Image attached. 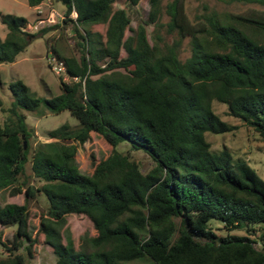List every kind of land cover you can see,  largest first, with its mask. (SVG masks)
<instances>
[{"label":"trees","instance_id":"16d2710c","mask_svg":"<svg viewBox=\"0 0 264 264\" xmlns=\"http://www.w3.org/2000/svg\"><path fill=\"white\" fill-rule=\"evenodd\" d=\"M42 1L26 0L31 7ZM59 1L79 56H65L47 42L71 78L59 74L60 93L53 97L33 96L21 80L9 84L13 101L0 121V191H23L24 202L0 204V225H15L10 244L2 243L0 264H26L33 257L27 202L36 193L47 203L38 230L56 264H264V179L225 147L211 151L205 138L234 128L215 113L216 100L264 142V10L210 12L191 21L185 0H171L166 31L178 38L169 44L158 33L160 0H149L148 17L135 29L117 0ZM228 1L264 8V0ZM0 21L7 29L0 36V63L12 62L37 32L25 29L23 16L0 12ZM151 24L153 44L146 31ZM182 37L190 45L184 59ZM41 103L52 113L67 109L78 125L48 130L51 140L37 142L30 153L32 128L24 111H38ZM92 134L109 152L97 162L91 157L84 173L77 145ZM123 142L127 151L117 148ZM131 150L152 160L148 171ZM28 162L41 182L37 187L28 181ZM67 214L85 215L95 234L76 245ZM212 219L224 234L215 232Z\"/></svg>","mask_w":264,"mask_h":264},{"label":"rangeland","instance_id":"374dc122","mask_svg":"<svg viewBox=\"0 0 264 264\" xmlns=\"http://www.w3.org/2000/svg\"><path fill=\"white\" fill-rule=\"evenodd\" d=\"M171 0H160L161 15L159 21L163 26L158 27V33L162 38L161 42L172 43L178 38L176 32L168 33L166 23L169 19L165 13V6ZM117 6L123 7L130 17L131 28H136L139 23L148 17L150 11L149 0H139L137 4L132 5L124 0H117ZM185 13L191 21H203L204 15L215 12L220 16L226 14H246L252 15L255 12L264 10L257 4H248L241 2H230L228 0H185ZM41 10V12H38ZM65 10L64 5L59 0H43L37 6H29L26 0H0V12L12 13L27 18L28 24L25 29L28 32H37L28 43L26 48L16 55L12 62L0 63V121H4L7 109L13 101L9 84L21 80L29 89L30 94L40 98H50L60 93L59 74L55 73L49 66L48 60L51 52L47 51V42L54 44L55 47L65 56H79V51L75 46L73 31L68 25L63 24V17L55 14V22L49 23L47 18L51 11L58 12L62 16ZM39 20H43L39 23ZM36 26V27H35ZM154 25H147L148 41L153 44L156 40L153 34ZM7 29L0 21V36L3 38ZM130 30L125 31V35L130 34ZM190 53L189 38L180 39L179 56L186 58ZM65 81L71 78L63 77ZM215 113L226 123L234 128L222 133L206 132L205 138L211 144V151L219 152L224 147L230 152L234 160H244L252 166L258 175L264 179V142L250 127L246 126L238 118L232 117L227 113L225 104L213 101ZM26 122L32 128V134L27 139L26 146H29L30 153L37 142L50 141L46 137V132L56 128L63 123H68L72 127L78 125V120L72 116L67 109L58 113L49 112L43 103L40 104L38 111H24ZM71 142V141H70ZM122 151H127L130 146L128 143H120L117 147ZM109 152V146L96 134L82 144L77 145L75 155L76 163L81 172L89 173L91 170V157L94 162L99 161ZM130 155L135 159L143 172L148 171L152 166V160L140 150H131ZM26 174L28 181L35 187L41 184L40 181L32 177L29 162L26 164ZM5 202H14L22 204L24 202L23 191L15 195H10L8 189L0 191V204ZM45 197L36 193L34 197L27 202L29 211L28 229L31 236L35 238L33 245V257L26 260V264H56L55 256L50 248L44 242L43 235L39 232V221L41 215L46 210ZM176 223L178 220L175 219ZM218 234H224L225 230L221 227L220 221L212 219L210 221ZM66 226L73 237L75 244L78 245L80 238L92 236L95 230L91 221L83 214H67ZM264 231V224L260 225ZM15 225H0V256H2V243L10 244ZM261 231V230H260ZM233 234H244L243 230H233ZM255 246L260 248V243Z\"/></svg>","mask_w":264,"mask_h":264},{"label":"built area","instance_id":"2783aa9c","mask_svg":"<svg viewBox=\"0 0 264 264\" xmlns=\"http://www.w3.org/2000/svg\"><path fill=\"white\" fill-rule=\"evenodd\" d=\"M38 12H41V10H38ZM55 14H57L58 17H63L64 18V16H62L60 13L51 11L49 16H48V18H47V21H49V23L55 22ZM70 17H72V18L76 17V12H75L74 8H72V10H71ZM42 21L43 20H39V23L42 22ZM48 64H49L50 68L55 73L62 74L64 77H68L67 74H66L65 63L63 62V60L58 59L52 52L50 54V57H49V60H48ZM73 79L77 80V77H74Z\"/></svg>","mask_w":264,"mask_h":264}]
</instances>
